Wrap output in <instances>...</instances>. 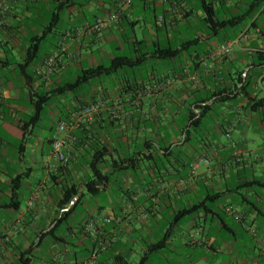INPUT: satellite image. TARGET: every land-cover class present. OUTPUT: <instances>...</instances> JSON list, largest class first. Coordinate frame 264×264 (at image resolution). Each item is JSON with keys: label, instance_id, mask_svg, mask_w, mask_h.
I'll return each instance as SVG.
<instances>
[{"label": "crops", "instance_id": "obj_1", "mask_svg": "<svg viewBox=\"0 0 264 264\" xmlns=\"http://www.w3.org/2000/svg\"><path fill=\"white\" fill-rule=\"evenodd\" d=\"M252 1L214 0L233 13H242ZM4 5L9 10L0 27V264H88L95 241L83 227L100 214L121 222L102 227L105 237L117 241L100 253L97 264H198L199 259L264 264V108L252 112L237 89L208 139L185 142L178 128L190 100L234 89L232 77L238 71L258 75L252 97L264 99V56L261 66L255 60L257 51L264 52V4L228 39H221L223 31L211 35L202 27L189 38L194 18L202 16L197 0H0ZM56 11L61 22L42 41L41 57L21 69L26 49ZM114 14L118 20L100 32L85 31L87 23ZM243 32L247 38L234 43L228 57L216 60L215 50ZM195 38L199 41L190 44ZM168 43L181 50L176 59L154 55ZM199 44L204 48L197 50ZM57 48L65 51L46 81L40 70ZM127 51L147 55L132 75L124 76L121 69L94 78L80 92L55 96L49 105L55 118L51 135L38 131L39 122L23 140L21 125L39 94L74 81L84 69L128 56L123 55ZM95 101H104V109L87 130L110 147L111 155L98 165L110 182L90 198L83 185L92 175L88 153L76 151L69 169L61 170L51 147L54 139L72 133L82 107ZM57 110H63L58 120ZM62 121L68 124L66 131L58 128ZM167 146V153L160 149ZM115 176L122 182L113 196ZM17 177L22 181L14 191ZM69 181L81 184V202L86 197L92 203L83 214L78 204L70 223L76 229L62 236L69 242L64 246L57 241L61 236L49 232L57 222L61 188ZM211 194L220 196L210 199ZM201 203L208 212L201 209L175 222L179 211ZM162 241L164 247L155 250Z\"/></svg>", "mask_w": 264, "mask_h": 264}, {"label": "trees", "instance_id": "obj_2", "mask_svg": "<svg viewBox=\"0 0 264 264\" xmlns=\"http://www.w3.org/2000/svg\"><path fill=\"white\" fill-rule=\"evenodd\" d=\"M197 1L198 10L202 12V16L200 18L202 27L207 29L211 35H219L220 32L223 31V37H225V39H228V35L231 33H235L237 30H240L243 26L247 25L250 19H252V17L264 4V0H253L251 3L247 4L246 9L242 13H233L227 12L226 8H224L222 4H217L214 2V0ZM60 22V13H57L56 11L52 15L50 23L47 25L43 34L41 36H36L34 38L36 40H33L30 47L26 49V64H24L21 69H27L30 64H33L37 58L41 57L43 48L42 41L45 40L49 33L53 30L54 24H58ZM254 24L255 23L253 22V25ZM230 37L232 38L233 36L231 35ZM198 41L199 39L195 38L194 40L190 41V44H194ZM180 51L181 50L177 49L176 46L168 43L167 46L163 48H156L154 55H157L158 58L162 59H176ZM146 56V54L141 56H115L107 66L99 65L97 67L84 69L74 81L65 82L63 84L57 85V88L49 89L48 91L39 94L38 98L32 102L33 112L30 115V118L26 124L21 125V129L24 131L23 140L26 138L28 129L30 127L36 126L41 121L46 107L50 105L51 100H53L55 96L58 97L69 93L80 92L96 77L113 74L127 67L133 69L136 66L141 65L142 57L145 59ZM263 56L264 52H256L255 60L259 62L258 66L262 65L261 61ZM253 65L256 66V64ZM256 78H258V75H255L254 73L252 74V72H247L244 75V72L238 71L235 73V76L233 75L232 77L235 87L234 89L225 87L215 90L213 93H209L201 98L196 97L190 100L186 110L187 116L183 118L182 124L178 125L181 138H184L185 142H197L201 138H204L205 132H210L213 122L223 116L221 109L226 107L228 103L233 100L231 95L234 94L235 90L237 89L244 92V97L247 98L248 101L247 107L252 112H257L258 110L264 108V99L257 98L255 96L252 97L253 85L255 84ZM234 97H238V94ZM213 99L214 101L211 103ZM100 114H102V111L97 114L91 122L87 124H81L71 133V135H74L77 139L72 149L73 157L76 154V151H79L80 149L87 152L89 156L87 164L92 172V175L83 185L87 189V193L91 196H97L104 184L110 182V177L103 174V172L98 167L102 161L111 155L110 147L107 144H104L100 139L88 135L89 131L87 130L88 125L91 123L94 124ZM228 120L229 118H227L226 121ZM225 124L226 123L223 122L222 127H224ZM191 147L195 150L197 149L194 143H191ZM160 149L162 151H166V153L170 151L169 146ZM73 157L71 163L73 161ZM69 166L62 167L61 170H67L69 169ZM127 167H129V165ZM21 181V177L14 179V191L20 188ZM80 187L81 184L71 183L70 181L69 183H66L62 186L60 199L57 203V222L49 232L50 234L55 235L56 233L57 236H61V238L57 237V241H62L64 246L68 245L69 242H67L64 237L62 238V236H64L67 232L76 229L74 226H71L70 223L73 221L72 215L76 214V208L78 204H80L81 198L84 196L83 192L80 194ZM219 196L220 194H211L209 198L215 199L219 198ZM76 197L77 199L75 200ZM73 201L74 203L71 204ZM201 209H203L204 212L209 211L205 206V203H201L189 209L179 211L176 214L175 222L188 215H194ZM94 245L95 242L91 247H94ZM162 247H164V241L156 245L155 250H158ZM23 263L30 264V260H24Z\"/></svg>", "mask_w": 264, "mask_h": 264}, {"label": "built area", "instance_id": "obj_3", "mask_svg": "<svg viewBox=\"0 0 264 264\" xmlns=\"http://www.w3.org/2000/svg\"><path fill=\"white\" fill-rule=\"evenodd\" d=\"M9 10L8 5H4L0 7V27L5 24L6 11ZM119 15L114 14L107 18L97 19L93 23H87L84 27L86 32L94 33L100 32L103 30L109 22H113L118 20ZM161 20H164V16H161ZM247 38V34L245 32L241 33L235 42H225L222 43L214 52V57L216 60L220 61L224 58L228 57L232 53V46L234 43H239L242 40ZM65 51V48H57L52 53H50L44 61V64L40 70V74L46 81H50L52 74L55 71V68L59 62V57L62 52ZM4 96L3 90L0 87V102L2 101ZM104 101H95L84 105L78 114V118L76 124L72 125V128L75 129L79 127L81 124H87L91 122L97 114H99L104 109ZM1 107V103H0ZM60 131H66L68 129V124L64 121L59 123L58 126ZM76 137L68 135L67 138H57L53 141L51 147V154L54 158H56L62 167H67L70 165L72 160V149L76 141ZM201 161L207 162L208 160L205 158H201ZM34 200L30 201V204L33 205ZM74 201L71 203L73 204ZM65 211V210H63ZM114 221L121 222V218L113 219L111 216L107 215H96L89 218L86 224L83 227V233L85 236L89 238H93L95 241L94 247L91 248V254L88 260V264H97L98 257L100 253L106 250L108 247L112 246L116 241V236L105 237L102 233V227L106 224L112 223Z\"/></svg>", "mask_w": 264, "mask_h": 264}, {"label": "rangeland", "instance_id": "obj_4", "mask_svg": "<svg viewBox=\"0 0 264 264\" xmlns=\"http://www.w3.org/2000/svg\"><path fill=\"white\" fill-rule=\"evenodd\" d=\"M197 14H201V11H197ZM195 19V21H194V23H193V25H192V29H193V33L192 34H190L189 35V38L191 37V38H194V36H195V33L197 32V31H199V30H202L201 29V27H202V23H201V21L199 20V18H194ZM203 28V27H202ZM221 37V39H223V35H221L220 36ZM175 40H176V38H175ZM174 40V41H175ZM204 46L205 45H203V44H199V45H195L194 47H196V49L197 50H200V49H202V48H204ZM193 52V51H192ZM128 51L127 52H125L123 55H128ZM128 56H130V55H128ZM153 64H148V67L149 68H151V66H152ZM122 74L125 76L126 74H128V75H132V69L131 68H124V69H122ZM87 88V86H85V89ZM186 110H187V108H186ZM218 110H220V109H218ZM61 111H63V110H57V120L59 119V114L58 113H60ZM53 114H54V110H51L50 109V107L48 106L46 109H45V111H44V114H43V117H42V120L40 121V124H41V126L42 127H40V130H38L39 132H43L44 134H45V136L46 137H48V136H50L51 135V124H52V122L54 121L53 119H55L54 117H53ZM65 119H66V117H65ZM53 120V121H52ZM48 129V130H47ZM208 132L206 133L205 132V134H204V138H201L200 140H199V142L200 141H203V140H205L206 138L208 139L209 138V136H208ZM198 142V141H197ZM198 142V143H199ZM197 147V146H196ZM116 177V180H114V182L116 183V186H115V188H114V190H113V192L115 193L113 196H116L117 194H118V192H119V190H118V188H119V183H121L122 182V180H120L119 178H118V176H115ZM115 177H114V179H115ZM119 177H120V175H119ZM91 196V195H90ZM103 195H101V197H102ZM89 197V196H88ZM90 198H93V196L92 197H90ZM90 203H92V201H91V199H89V198H83L82 199V202L80 203V205L78 206V209H77V211L80 213V214H83V213H85V210L86 211H90ZM47 245H50V243L48 242L47 243ZM44 249H46V248H44ZM43 256H44V258L46 259V258H48V255H47V250L45 251L44 250V253H43ZM199 263L198 264H213L212 262H213V260L210 262V260L209 261H203L202 259H199Z\"/></svg>", "mask_w": 264, "mask_h": 264}]
</instances>
